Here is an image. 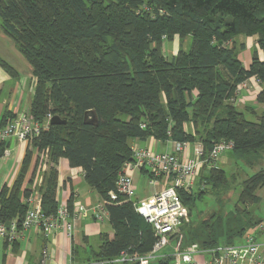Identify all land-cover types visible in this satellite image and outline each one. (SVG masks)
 Listing matches in <instances>:
<instances>
[{
	"label": "trees",
	"instance_id": "obj_1",
	"mask_svg": "<svg viewBox=\"0 0 264 264\" xmlns=\"http://www.w3.org/2000/svg\"><path fill=\"white\" fill-rule=\"evenodd\" d=\"M0 26L32 66L34 119L44 124L51 114L65 120L49 123L32 142L42 152L49 148L40 186L43 211L57 213L61 157L83 168L108 210L113 237L103 233L88 248L73 246V261L92 264L122 251L151 252L152 225L132 201L109 197L124 164L133 159L134 139L197 141L204 157L215 143L232 141L234 156L249 167L263 159L264 111L248 119L234 97L237 86L253 76L264 84V59L258 54V48L264 53V0H0ZM241 34L256 36L258 45L248 68L239 58L245 44L235 41ZM175 36L180 48L169 56L164 46ZM0 64L16 77L5 60ZM258 101L264 103V88ZM6 148L1 142L0 157ZM32 156L27 150L13 184L0 191L1 222L21 225L26 215L32 191L23 185ZM231 178L224 168L205 165L198 179L202 188L179 191L190 213L207 195L216 208L182 224L172 243L180 242L182 249L234 244L261 224L254 210L264 169L242 181L238 200L226 211ZM176 243L152 262L175 264Z\"/></svg>",
	"mask_w": 264,
	"mask_h": 264
},
{
	"label": "built area",
	"instance_id": "obj_2",
	"mask_svg": "<svg viewBox=\"0 0 264 264\" xmlns=\"http://www.w3.org/2000/svg\"><path fill=\"white\" fill-rule=\"evenodd\" d=\"M240 86L242 84L238 85V89ZM51 118L52 115L49 114L46 122L41 124L34 119L30 111L22 113L8 120L6 124H0V143L15 138L30 145L34 137L48 126ZM190 143L174 141V150L170 152H157L145 147L132 146L133 159L124 164L116 190L110 191L109 197L113 202L119 200V196L132 201L136 211L152 225L156 242L151 252L147 254L122 251L114 259L97 260L92 264H152L154 259L164 255L163 250L171 245L172 236L190 219L189 210L185 207L179 191L192 189L201 167L215 166L222 152L234 148L232 141H220L215 143L208 156L204 157V148L199 142L194 146L193 154L190 156L188 153ZM8 154L9 151L6 150L4 156ZM45 166L43 164V167ZM134 171L146 174L148 186L162 183L161 189L148 198L136 199ZM26 201L29 207L21 225L17 220L0 221V244L4 240L10 243L17 241L23 230L32 227L40 229L46 235L58 229H66L71 235L79 219L93 215L96 220L102 221L108 215L104 200L91 207L78 203L72 210L60 205L56 214H46L43 211L42 195L38 192L30 195ZM173 254L175 264H264V241L258 240L253 234H248L242 244H222L209 249H202L196 243L182 249L177 244ZM198 255H202L203 260H197ZM48 256V251L44 250L41 264H46Z\"/></svg>",
	"mask_w": 264,
	"mask_h": 264
},
{
	"label": "crops",
	"instance_id": "obj_3",
	"mask_svg": "<svg viewBox=\"0 0 264 264\" xmlns=\"http://www.w3.org/2000/svg\"><path fill=\"white\" fill-rule=\"evenodd\" d=\"M0 40L3 42L1 47L5 52H8L6 48L8 47L9 51H15L18 56L17 61L13 64L0 55V58L5 60L17 72L15 77L0 64V123H2L7 119L15 118L22 113L30 111L35 92L36 77L32 73L30 63L18 50L13 40L5 34L1 26ZM235 41L238 45L245 44V49L240 52L239 58L244 66L248 68L252 62L253 49L258 48L256 36L241 34L235 38ZM179 48L180 40L178 36H175L173 40L165 43L164 51L167 55L173 56L177 54ZM18 54H22L23 57L20 58H24L26 61L20 59ZM258 54L261 59H264V53L260 48H258ZM241 84L242 86L239 89L237 86L238 91L235 93L234 105L243 111L246 117L250 112H253L252 114L255 113L257 116L260 115L264 111V103L258 101V96L263 90L264 84L256 76L247 79ZM185 126L187 130L192 128V124H186ZM197 143L199 142L190 143V148L188 149L190 156L193 154V148ZM173 144L174 141L172 139L159 140L152 136L145 140L134 139L132 141V146L145 147L157 152L173 151ZM6 150L9 151V154L0 157V191L5 184L8 186L13 184L20 171L23 158L27 150H29V144L13 138L7 141ZM38 156L40 157L39 159ZM43 164L46 166L43 167ZM49 165V148H45L42 154L36 152V148H34L31 165L23 185L24 188L32 191L30 195L36 192L41 194L40 186L43 183L44 175L49 169ZM204 167L205 165L200 168L194 180L195 184L190 190L198 187V179ZM57 169L59 176L56 190L59 206L64 205L72 210L75 204L79 203L91 207L102 200L100 194L87 184L82 167L71 166L67 158L61 157ZM136 172L138 171H134V177ZM139 172L141 177L143 173ZM34 185L38 187H34ZM142 186L140 187L137 182L135 183V197L138 200L152 196L158 189H161L162 183L147 185V187ZM150 187H153V190H148ZM103 233H107L109 237L114 235L109 214L102 221L96 220L93 215L79 219L71 235L66 229H58L46 235L40 229L32 227L23 230L17 241L10 243L4 240L0 244V264H41L44 250H47L49 254L46 264H84V262L73 261V246L76 245L82 249L88 248L91 244H97L98 236ZM260 233H264V227L261 224L249 229L242 238H237L235 244H242L248 234H253L258 239V234ZM260 241H264V239L261 238ZM197 260H203V256L198 255Z\"/></svg>",
	"mask_w": 264,
	"mask_h": 264
},
{
	"label": "rangeland",
	"instance_id": "obj_4",
	"mask_svg": "<svg viewBox=\"0 0 264 264\" xmlns=\"http://www.w3.org/2000/svg\"><path fill=\"white\" fill-rule=\"evenodd\" d=\"M191 42V38L187 39V46L190 45ZM3 44V42L0 40V55H2L3 57H5L6 59H8L11 63H15L17 61V53L15 51H9L8 47L7 51L5 52L1 45ZM19 58L23 57L22 54H18ZM21 55V56H20ZM20 59H24V58H20ZM25 60V59H24ZM26 61V60H25ZM253 112H250L247 115V118L251 119V120H256V116L255 113L252 114ZM34 148H36L34 146V143H31L29 145V151L33 154V150ZM36 152L41 153L42 150H39V148H36ZM40 157L38 156V159ZM216 165L224 168L227 172L228 175L235 176V179L232 180L231 182V190L228 194V198H227V203H226V211L230 210L233 208L234 203H236V201L238 200L241 188H242V181L244 179L247 178V176L252 175L253 173L257 172V170L264 168V157L262 159V161L254 168L249 167L248 165H246L242 160H238L233 153V150H226L224 152H222L219 156V159L216 162ZM140 172H136V175L134 177V184L137 182L138 185H140V187H147V183H146V174H143L140 177ZM39 177V176H38ZM199 187V189L202 188L203 184H197ZM34 187H38L37 185H34ZM148 190H153V187L148 188ZM257 193L261 196V201L259 202L258 205L255 206V214H257V216H259L262 219L261 225L264 227V186L259 188ZM186 207V206H185ZM216 208V202L215 199L210 196L207 195L205 196L204 199L202 200H198L196 202V207L193 210V212L190 213L188 216L190 217V219H192L193 221H197L198 218H203L204 216H207L210 213V210H214ZM202 211V212H201ZM260 226V225H259ZM181 232V231H180ZM179 232V233H180ZM261 238L264 239V233L263 234H258V239L261 240ZM240 241V240H239ZM176 241L171 243L170 245V249L172 248L173 245H175ZM180 244V242L177 241L176 245ZM168 248H166L167 250ZM157 262H152V264H156Z\"/></svg>",
	"mask_w": 264,
	"mask_h": 264
},
{
	"label": "water",
	"instance_id": "obj_5",
	"mask_svg": "<svg viewBox=\"0 0 264 264\" xmlns=\"http://www.w3.org/2000/svg\"><path fill=\"white\" fill-rule=\"evenodd\" d=\"M63 122H65V120H62L58 115L53 116L50 120L51 124H59Z\"/></svg>",
	"mask_w": 264,
	"mask_h": 264
}]
</instances>
